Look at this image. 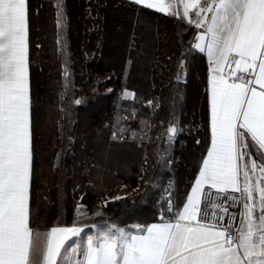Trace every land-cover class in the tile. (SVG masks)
Segmentation results:
<instances>
[{
	"label": "trees",
	"instance_id": "16d2710c",
	"mask_svg": "<svg viewBox=\"0 0 264 264\" xmlns=\"http://www.w3.org/2000/svg\"><path fill=\"white\" fill-rule=\"evenodd\" d=\"M29 5L34 229L147 226L161 220L169 180L180 208L210 142L198 29L129 0ZM123 111L136 117L129 136L114 139ZM170 126L178 128L171 141Z\"/></svg>",
	"mask_w": 264,
	"mask_h": 264
},
{
	"label": "snow or ice",
	"instance_id": "6c2138e0",
	"mask_svg": "<svg viewBox=\"0 0 264 264\" xmlns=\"http://www.w3.org/2000/svg\"><path fill=\"white\" fill-rule=\"evenodd\" d=\"M129 2L187 18L202 29L195 48L212 62L210 147L183 210L173 213L174 223L140 228L139 234L106 225L86 245L72 241L67 248L65 241L82 229H34L30 5L0 0V264H57L61 249L72 253L62 264H264V160L253 158L264 157V0ZM168 131L171 141L178 128ZM233 205L242 217L229 212Z\"/></svg>",
	"mask_w": 264,
	"mask_h": 264
},
{
	"label": "crops",
	"instance_id": "0c3cea01",
	"mask_svg": "<svg viewBox=\"0 0 264 264\" xmlns=\"http://www.w3.org/2000/svg\"><path fill=\"white\" fill-rule=\"evenodd\" d=\"M153 2L159 3V2H161V0H153ZM162 2L171 4V3H174L175 0H162ZM192 18L195 19L194 16ZM185 19L187 20V18H185ZM193 25L195 26V24H193ZM197 29H198V33H197V36L195 38L194 44H196L198 42V36L201 33V31H202V29H200V28H197ZM197 50L200 51L199 49H197ZM201 53H203L205 55L206 60H207V73H208V75H207V90H208V111H209L210 79H211V75H212V73H211L212 62L209 59L206 51L205 52H201ZM28 60H29V29H28ZM226 70H227V67L225 68V71ZM29 79H30V77H29ZM209 147H210V142H209V146H208L207 151L209 150ZM207 151H206L203 159L206 158ZM253 154H254V156H256L258 162H260L261 160H264V157H259L256 153H253ZM201 164H202V161H201V163L199 165V168H198V171L196 173L195 179L193 180V182H192V184L190 186V189H189V191L187 193V196L190 195V190L194 186L195 180L198 179V173H199V170L201 168ZM205 188H207V186ZM187 196H186L183 204L180 206L179 212H181L183 210V207H184V205L186 203ZM242 216H243V210L241 212V217ZM174 222L175 221L167 222V223H174ZM161 223H166V221L153 222V223L148 224L147 226L134 225L132 228H126V227H123V226H119V227L125 228L126 230H131L133 234H139V229L140 228H145V227L151 226L153 224H161ZM106 225H111V224H103V225H83V226H80V225H65V226H54V227H56V228H72V227H76V228H80V229L83 230V231L80 232V234L78 236H69L68 240L65 241V248H67L68 245L71 244L72 241H76L78 244H81V245H86L87 237L88 236L96 237V236L101 235L102 234V229ZM51 228H53V227H50V228L45 229V230H39V229H36V230L40 231L41 233H46ZM65 256L68 258L69 261H71V259H72V253H71V251L65 252L64 249H61V257L58 258L57 264H62L63 258Z\"/></svg>",
	"mask_w": 264,
	"mask_h": 264
},
{
	"label": "built area",
	"instance_id": "2783aa9c",
	"mask_svg": "<svg viewBox=\"0 0 264 264\" xmlns=\"http://www.w3.org/2000/svg\"><path fill=\"white\" fill-rule=\"evenodd\" d=\"M228 70V69H227ZM226 70V71H227ZM153 102L154 106H150L148 104V101L145 103V105L148 107V109L150 110H157L160 106V101L159 100H149ZM121 117L123 122L120 124L118 131L116 133V136L118 137L119 140H125L128 136H129V129L127 126V121L131 118H135L136 117V112H127V111H123L121 112ZM147 134V131H144L138 135H136V139H143L145 137V135ZM132 137H134L133 134H130ZM205 191H209L208 188H205ZM211 191H215V190H211ZM238 195V194H237ZM213 202L216 204L221 203V199L217 198L215 195H213L212 197ZM163 201H164V212L162 214L161 220L160 221H166V222H172L175 221V217L173 216V213H179V206L177 204V197L175 195V182L174 180H169L166 184V189L163 195ZM230 203L229 202H225ZM172 209L171 212H169L167 215H165V210L166 209ZM229 212H232L233 215L237 216V217H241V212L242 209L239 208L238 205H233V207L229 208ZM227 218H225V222H226ZM236 226H240L239 221H234L233 222Z\"/></svg>",
	"mask_w": 264,
	"mask_h": 264
},
{
	"label": "rangeland",
	"instance_id": "374dc122",
	"mask_svg": "<svg viewBox=\"0 0 264 264\" xmlns=\"http://www.w3.org/2000/svg\"><path fill=\"white\" fill-rule=\"evenodd\" d=\"M125 92H126V91H125ZM125 92H124V93H125ZM127 92H130V91H127ZM124 93H123V95H122L123 97H124ZM127 99H130V98H127ZM119 126H120V125H119ZM253 158L257 159L256 156H254V154H253ZM257 162H258V161H257ZM258 163H259V162H258ZM80 208H81V205L78 204V205H77V209L80 210Z\"/></svg>",
	"mask_w": 264,
	"mask_h": 264
}]
</instances>
